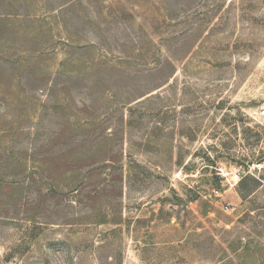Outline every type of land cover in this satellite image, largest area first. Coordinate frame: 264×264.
<instances>
[{
	"label": "rangeland",
	"instance_id": "rangeland-1",
	"mask_svg": "<svg viewBox=\"0 0 264 264\" xmlns=\"http://www.w3.org/2000/svg\"><path fill=\"white\" fill-rule=\"evenodd\" d=\"M264 0H0V264H264Z\"/></svg>",
	"mask_w": 264,
	"mask_h": 264
},
{
	"label": "built area",
	"instance_id": "built-area-1",
	"mask_svg": "<svg viewBox=\"0 0 264 264\" xmlns=\"http://www.w3.org/2000/svg\"><path fill=\"white\" fill-rule=\"evenodd\" d=\"M261 115H263V116H264V110L261 112Z\"/></svg>",
	"mask_w": 264,
	"mask_h": 264
}]
</instances>
